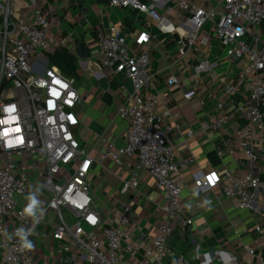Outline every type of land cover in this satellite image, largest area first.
<instances>
[{
    "label": "built area",
    "instance_id": "2783aa9c",
    "mask_svg": "<svg viewBox=\"0 0 264 264\" xmlns=\"http://www.w3.org/2000/svg\"><path fill=\"white\" fill-rule=\"evenodd\" d=\"M41 1L0 0L1 264H40L32 249L22 250L18 237L6 240L4 233L31 228L29 239L35 238L50 213L51 239L59 243L55 264H264V36L259 28L264 0H107L108 7L149 18L162 35L175 37L173 63L178 73L170 75L166 85H178L179 75L191 72L196 79L183 92L185 100L197 95L201 74L223 84V97L214 102L215 114L201 123V130L230 125L240 138L247 170L234 177L228 168L221 173L198 168L191 172V181L196 192L211 201L210 207L236 199L239 208L253 216L250 232L256 237L254 243L235 250L224 246L201 254L196 250L193 261L169 249L175 226L185 229L193 224L181 203L185 188L181 171L196 160L175 161L170 109L158 111L159 97L149 91L155 81L151 67L156 37L145 26L132 34L122 22L111 23L97 32L93 55L81 62L86 67L98 63L95 73L106 70L109 74H103L109 81L122 78L117 84L116 114L128 122L125 141L119 144L113 137H102L98 163L109 160L128 174L107 208L98 203L90 184L97 160L77 136L83 95L73 77L46 63L55 20L43 11ZM44 2L59 4L58 0ZM206 25L208 32L202 31ZM211 33L225 56L240 62L236 78L219 76L209 63ZM192 56H198V63L191 64ZM217 154L224 155L221 150ZM141 171L154 180L157 208L163 216L145 244L136 243L130 232L133 198L119 200L138 192ZM33 186L40 188L43 209L41 221L35 224L22 215ZM238 251L247 259H241Z\"/></svg>",
    "mask_w": 264,
    "mask_h": 264
},
{
    "label": "crops",
    "instance_id": "0c3cea01",
    "mask_svg": "<svg viewBox=\"0 0 264 264\" xmlns=\"http://www.w3.org/2000/svg\"><path fill=\"white\" fill-rule=\"evenodd\" d=\"M58 1L57 6L45 3L44 0L40 2V5L49 17L56 21L60 19L64 21V31L71 34L73 45L78 39L86 48L94 47L93 39L97 32L102 27L106 29L111 23L118 22H122L129 33L136 34L138 27L145 26L156 37L152 47L151 67L155 81L149 86V91L159 97L158 111L166 107L170 109L169 120L174 125L170 140L177 146L175 161L179 162L189 157H194L196 160L187 169L181 171V178L185 184L181 203L186 216L194 219L193 224L185 229L179 224L175 226L169 249L175 256L184 254L193 261L196 250L200 254L211 252L220 246L235 250L242 244L254 243L256 235L250 232L253 224V216L250 212L240 209L236 199H225L220 206L210 207L209 210V206L204 203V196L196 192L191 181V172L198 168L205 171L216 170L219 173L228 168L234 177L242 176L247 170V163L238 145L240 138L237 133L232 132L230 125L216 131L202 132L201 130V123L207 122L215 114L214 102L223 97L222 82L201 74L196 85L197 95L192 100H185L183 92L196 79L191 72L180 74L178 85L173 87L166 85V79L178 73L173 63L176 55L174 36L162 35L149 18L108 7L107 0H78L76 3L71 0L68 4H63L62 0ZM100 18H102V25ZM168 18L171 21L173 19L172 16ZM208 30L210 29L206 25L202 31L208 32ZM68 48L75 53L70 46ZM90 54L93 55L92 52ZM197 57L192 56V65L198 63ZM208 61L219 76L228 74L236 78L241 66L240 62L225 56L212 33ZM80 64L93 72L99 70L96 62L88 67L79 62ZM103 73L109 74L106 70ZM103 73H99L100 76L96 79L100 85L90 87L83 95L84 100L79 115L82 119L80 140L97 160L90 172L92 191L95 194L92 187L95 183L97 189L102 191L108 201L112 193L117 192L121 179L127 177L128 171L113 165L109 160L98 163L100 152L104 147L101 138L110 136L119 144H123L128 122L116 114L120 104L117 84L109 81V77H104ZM189 131L190 136L187 135ZM219 150L224 153L222 157L217 154ZM139 176L138 192L120 197L119 200L133 198L130 232L136 243L145 244L155 234L163 216L157 208L159 193L155 188L154 180L145 171H141ZM30 179L33 181V177ZM33 188V192L36 191L35 186ZM51 221H53L52 213L47 216V224L39 227L38 236L30 239L34 244L33 254L40 264H55V254L59 243L51 239L53 230ZM238 254L241 259H247L242 251H238ZM2 255L3 248L0 246V264ZM128 257L123 252L122 258L127 260Z\"/></svg>",
    "mask_w": 264,
    "mask_h": 264
},
{
    "label": "rangeland",
    "instance_id": "374dc122",
    "mask_svg": "<svg viewBox=\"0 0 264 264\" xmlns=\"http://www.w3.org/2000/svg\"><path fill=\"white\" fill-rule=\"evenodd\" d=\"M89 9V7H87ZM83 22V21H81ZM64 21L63 20H58L56 21L55 20V28L53 29V35H50L51 37V48L50 50L45 54L46 57H47V54L48 53H51L53 52L55 49H57L58 47H61V46H70V48H73V45H72V41H68V33H66L64 31ZM259 28L261 30V33L262 35L264 36V24L262 25L261 27V24L259 25ZM158 30V28H157ZM159 31V30H158ZM160 32V31H159ZM157 35H159L158 33H156ZM156 35V36H157ZM170 36V35H168ZM90 48V49H89ZM87 47L86 49L88 50L89 53H94V47L91 46V47ZM91 50V52L89 51ZM94 62L90 63L91 65L93 64ZM79 68L82 72V76L80 78H74L75 82H76V87L81 90L80 92L82 93V95L85 94V92L88 91V89L92 86H99L100 82L98 83V81L96 80L97 77H99L100 75H95V71H91L90 69H87V68H84L81 66V64L79 65ZM94 70V69H92ZM120 79L122 80V78L120 76H114V83L118 84V83H121ZM125 86L130 90L131 88V85H130V82H127V83H124ZM84 105L86 106L85 104V101H84ZM78 138L81 137V133L79 132L77 134ZM92 187L95 191V194L98 198V203L102 204V205H105L107 208L111 206V203L108 201H106V197L104 196V194L102 193V191H100L99 189H97V185L95 183L92 184Z\"/></svg>",
    "mask_w": 264,
    "mask_h": 264
},
{
    "label": "clouds",
    "instance_id": "9594fccd",
    "mask_svg": "<svg viewBox=\"0 0 264 264\" xmlns=\"http://www.w3.org/2000/svg\"><path fill=\"white\" fill-rule=\"evenodd\" d=\"M40 188L37 187L36 191L30 192L26 196L27 204L22 210V215L31 218L33 223H39L42 219L43 216V209L41 207L42 202L38 198V192ZM204 203L206 205H209V210H210V205L211 201L210 200H205ZM186 207H190V205H186ZM32 229L31 228H18L15 230L14 233H4L5 239L6 240H11L14 236L19 238V245L21 249H32L34 247L33 241L29 239V236L32 235Z\"/></svg>",
    "mask_w": 264,
    "mask_h": 264
},
{
    "label": "trees",
    "instance_id": "16d2710c",
    "mask_svg": "<svg viewBox=\"0 0 264 264\" xmlns=\"http://www.w3.org/2000/svg\"><path fill=\"white\" fill-rule=\"evenodd\" d=\"M263 24L264 20L261 23V27ZM47 59L49 65L58 67L62 73L69 77L78 79L82 76V72L79 68V58L67 46L58 47L53 52L48 53Z\"/></svg>",
    "mask_w": 264,
    "mask_h": 264
},
{
    "label": "water",
    "instance_id": "95a60500",
    "mask_svg": "<svg viewBox=\"0 0 264 264\" xmlns=\"http://www.w3.org/2000/svg\"><path fill=\"white\" fill-rule=\"evenodd\" d=\"M74 50L80 62H84L85 60H87L89 52L78 39L74 41ZM46 63H48V59L46 60Z\"/></svg>",
    "mask_w": 264,
    "mask_h": 264
}]
</instances>
